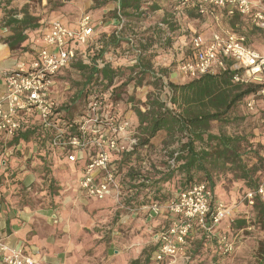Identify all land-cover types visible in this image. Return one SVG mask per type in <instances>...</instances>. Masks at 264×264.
<instances>
[{
	"label": "trees",
	"instance_id": "obj_1",
	"mask_svg": "<svg viewBox=\"0 0 264 264\" xmlns=\"http://www.w3.org/2000/svg\"><path fill=\"white\" fill-rule=\"evenodd\" d=\"M47 1L55 11L72 0ZM92 1L93 9L103 8L112 2L117 3L118 8L109 13L108 22L111 25L107 32H100L88 45L77 48L80 58L71 67L81 74L82 81L76 93L58 102L54 121L66 133L73 134L77 131L78 121L88 115L92 100H99L103 111L120 118L125 116L126 104H133V138L138 140V144L129 153L118 151L111 154V166L125 185L123 203L133 208L140 199V205L161 204L200 182L211 189L212 205L227 203L230 195L235 198L240 193L245 195L255 189L261 181L263 167H258V164L264 163L261 152L264 146L262 143L255 144L252 134L230 135L222 128L214 132L212 123L228 122L229 114L257 91L259 85L234 83L233 74L229 71L205 75L185 83L169 80L166 69H157L154 60L173 49L177 28L175 16L167 15L162 21H153L150 13L159 9V0ZM149 1L153 5L150 6ZM167 1L173 4V8L181 4V0ZM160 23L168 28L160 26ZM9 24L14 26L15 35L8 38L7 43L15 49L26 39L22 27L32 25V19L12 18ZM138 31L141 32L139 35ZM30 51L34 52L29 47L22 53ZM146 79H150L152 85L165 93L167 98L151 94L145 100L133 97L124 100L131 84L139 87ZM142 106L148 110L142 111ZM261 126L259 129L264 133V123ZM26 131H46L50 137L48 147L56 150L52 146L53 129L41 125ZM160 133L167 136L166 146L147 167L145 162L151 159L150 152L154 149L152 141ZM253 160L256 163H252ZM254 212L253 221L263 233L257 241L254 258L256 264H264L263 200L257 201ZM246 224L247 221L239 220L232 229L242 230ZM196 231L203 236L200 241L202 250H206L207 255L213 254L212 260L216 261L214 258L219 255L217 247L213 250L209 248L208 242L211 241L204 231ZM190 253L187 259L190 264H198L205 259V254L200 251ZM149 262L150 259L144 263L138 259L132 264Z\"/></svg>",
	"mask_w": 264,
	"mask_h": 264
},
{
	"label": "crops",
	"instance_id": "obj_2",
	"mask_svg": "<svg viewBox=\"0 0 264 264\" xmlns=\"http://www.w3.org/2000/svg\"><path fill=\"white\" fill-rule=\"evenodd\" d=\"M72 1L53 10L55 15L50 18L48 10L52 4L47 0H0V98L6 90L5 74L13 70L21 60L32 55V51L23 54V50L31 47L37 51L43 46V31L52 19L61 21V18H65L68 26L72 27L79 19L77 16L83 14L79 11L84 10L91 13L97 23L102 22L97 26L99 29L95 35L101 29L103 32L109 30L107 26L111 22H105L102 18L104 14L115 11L117 3L93 9L92 0ZM253 2L259 5L260 0ZM261 3L264 6V0ZM158 11H163L161 6ZM191 12L192 10L186 9L182 16L190 17ZM217 12L216 16H206L203 26L193 32L209 40L215 33L233 29L248 37L251 48L264 52L263 46L251 43V38L246 33L254 25L250 18L241 15L230 18L224 11ZM178 14L180 16V12ZM218 16L222 18V22L215 19ZM27 17L32 19L31 26H38L32 28L27 24L22 27L26 39L18 48L13 49L7 43V39L15 35L14 26L9 21L12 18L23 20ZM112 23L117 24L115 21ZM193 37H174L177 41L166 59H160L159 55L154 60L155 67L166 69L169 80L175 83L185 78L179 73L178 65L171 66L170 60L178 64L188 58L192 53ZM55 83L57 85L58 78ZM258 107L256 112H248L255 115L251 128L228 133L244 136L247 132H253V142L264 146V133L259 129L264 123L261 115L264 103L260 102ZM132 113L129 111L124 116L131 122L135 119ZM39 126V117L33 115L25 118L23 130L15 137L0 134V237L12 247L24 250L38 264H132L138 259L142 263L150 259L149 264H159L155 260L157 245L154 234L168 226L169 215L163 212L160 216H154L148 211L147 205L140 204L134 208L127 206L123 208L126 211H120L121 206L111 199L98 201L85 195L78 185L85 161L70 163L65 154L48 147L50 137L46 131H26ZM154 141L155 139L152 143ZM262 149L264 155V148ZM229 221L226 218L215 229L211 242L216 244L220 235L231 230L228 228ZM202 237L197 231L192 233L188 255L195 245L200 246ZM152 242L155 247L150 248ZM202 251L206 259V250ZM0 264H4L2 253Z\"/></svg>",
	"mask_w": 264,
	"mask_h": 264
},
{
	"label": "built area",
	"instance_id": "obj_3",
	"mask_svg": "<svg viewBox=\"0 0 264 264\" xmlns=\"http://www.w3.org/2000/svg\"><path fill=\"white\" fill-rule=\"evenodd\" d=\"M181 4L195 7L206 16H216L221 10L230 18L236 15L248 17L256 27L264 30L261 0L259 5L253 0H181ZM216 20H220V16ZM99 24L102 22L97 23L90 14L82 15L72 27L65 26L60 20L49 22L43 31V46L5 74L6 90L0 98V134L13 138L23 130L25 118L39 117L43 128L55 131L52 146L65 154L68 162L85 161L78 179L80 191L92 199H111L119 204L124 191L120 176L111 166V154L118 151L129 153L138 144V140L133 138L132 122L103 111L97 99L91 101L88 115L78 121L75 133H66L54 121L58 105L52 96L56 79L79 60L77 48L93 41ZM160 26L164 27V24L160 23ZM191 47V55L178 65V71L185 79L194 80L229 71L233 74L234 83L259 85L258 90L246 98L245 107L249 113L256 112L259 103H264V52L251 48L243 33L227 29L215 33L209 40L194 36ZM126 105L132 109V103ZM141 109L144 112L148 110L145 106ZM257 199L264 201V180L245 195L251 206ZM149 209L154 216L163 212L169 215L168 226L154 234L157 245L155 260L159 264L187 260L192 233L201 229L209 239L214 238L215 229L230 213L221 202L212 205V191L204 182L181 191L165 206L152 203ZM217 243L222 255H231L235 251V243L227 234L220 235ZM0 253L4 264H38L24 250L12 247L1 237Z\"/></svg>",
	"mask_w": 264,
	"mask_h": 264
},
{
	"label": "rangeland",
	"instance_id": "obj_4",
	"mask_svg": "<svg viewBox=\"0 0 264 264\" xmlns=\"http://www.w3.org/2000/svg\"><path fill=\"white\" fill-rule=\"evenodd\" d=\"M54 1H57V0H54ZM60 1H64V0H60ZM70 2L72 3L73 1H70ZM70 2H67L66 4H68ZM111 4L115 5L116 3L112 2ZM149 5L150 6L153 5V2L149 1ZM93 6H94V4H93ZM157 6H159V7L161 6L163 11L162 12H159L158 10L152 11L150 13L152 20L153 21H162L164 16H167V15L175 16V18L177 20V23H175V25L177 26V28L175 27V29H176L175 34H174L175 37L176 36H178V37L188 36V38L191 39V36H198L199 34L193 32V31H198L197 29L202 27L204 22H206V18H205L206 15H202L199 13V11H196V9H192L195 7H188V6L186 7L182 4H180L177 7L175 6V8H173V4L167 0H159ZM189 8H191V9H189ZM172 9H173V11H172ZM186 9L192 10V12H191L192 14L190 15V17H188V16L183 17L182 16V14H183L182 12L185 11ZM52 11H53V6H51L50 9L48 10V14H49L50 18H53L55 15L52 13ZM58 11H60V10H58ZM178 12H180V16H179ZM71 13L73 14L74 12H71ZM79 13L80 14L83 13L80 16L79 15L77 16V17H79V19L81 18L82 15L89 14V13H86L84 10L79 11ZM109 13L110 12L103 15L102 19L105 22L110 20V16H109L110 14ZM177 17H179V18L177 19ZM237 18L239 19V17H237ZM183 19H185V21H183ZM221 19L222 18H220V22H222ZM104 21H103L102 26H104V23H105ZM61 22L65 26H68V21L65 18H61ZM117 25H119V24L117 23ZM109 26H110V24L107 27H109ZM107 27H105V28H107ZM164 28L167 29L168 26L164 25ZM99 31L103 32V29H101ZM140 33L141 32L138 31L137 35H139ZM246 33L251 38V43L256 44V46H263V48H264V30H261L258 27H256L255 25H252L251 30L250 29L246 30ZM123 51H124V49H123ZM167 54H169V53H164L159 58L160 59H166ZM170 63H171L172 67L175 65H179V63L176 64V62L172 61V60H170ZM57 78H58V83H57V85H55V88L53 90V95H54V97H57V99L59 100L58 102L62 101L63 99L66 100L68 96L70 97V95H73V93H76V91L78 89V84H79V82L82 81L81 74L72 67H69L68 69L63 70L58 75ZM187 81H188V79H182V80L178 81L177 83H185ZM151 94L158 95L159 97H164L165 99L167 98V95H165V93H162L159 88H155L152 85V83L150 82V79H146L142 86L138 87V86H135L134 84H131L127 89V93L124 97V100H127L131 97H133L135 100H145V98L148 99V97ZM245 101H246V99L241 101L238 104V106L236 107V109H234L229 114V116L227 117L228 122H213L212 123L213 131L217 132L219 130V128L220 129L222 128L223 130H225L227 132L228 131L233 132V131H237V130L239 131V130H244V129L248 130L249 128H251L252 123H254L253 118H255V115L248 114V110L245 107ZM121 105L122 104H120V106ZM169 106H171V103H169ZM129 111L133 112L127 106L126 113H128ZM126 113H125V115H126ZM261 115L264 118V110H263V112H261ZM246 130H244V131H246ZM247 133H248L247 135H250L253 132H247ZM167 140L168 139H167V136L165 135V133H160L155 138L154 143H152L154 149L150 152L152 154V157L150 160L148 159L149 160L148 162H145L147 164V167L150 166V162L152 161V159H155V156L158 155L159 152L166 146ZM175 147H177V146H175ZM145 152H144L145 155H148L147 151H145ZM80 155H82V153H80ZM252 163H256V162L253 160ZM258 167H261V168L263 167L262 171L260 173L261 174V181L259 182V184H260L264 180V163H259ZM122 186H123V191H124L125 185L123 183H122ZM236 187H240V186L236 185ZM245 195L240 193V195L235 197V198H232L230 195V198L228 199V201H226L227 203L222 202L226 207H228L229 212H230L229 216H228V219L230 220L228 222L229 223L228 228L231 230L227 231L228 232L227 235L228 236L230 235L229 237L235 243V251L231 255H222L219 253L218 243L215 244L214 242H208V245L210 246L209 248H211L212 250L215 247H217V251H218L219 255L215 256L214 259L216 261H213L212 260L214 257L213 254H208V255L206 254L207 255L206 259L202 260V262L201 263L199 262L198 264H256V259L254 258L255 247L257 246L258 239L260 237H262V235H263V233H261L260 230L258 229V226L255 224V221H253V216L255 215L254 214L255 213L254 207H255V205L259 199H257L255 201V205L251 206L245 200ZM140 201H142V200L140 199L139 202L135 203L136 206H138ZM165 203L166 202L161 203L160 205L165 206L166 205ZM117 205L119 207L121 206V208L119 209L120 211H122V210L126 211L123 208H126L127 206H129V205H126L125 203H123V200H122V202H120ZM147 206L149 208L151 206V204H149ZM148 208H147V210H148ZM148 211H150V209ZM239 220L247 221L245 228L242 230H233L232 227H233L234 223H237V221H239ZM212 240L213 239H210V241H212ZM153 247H155V244L152 242L150 244V248H153ZM195 251H200L201 253H203L201 246H198V245H195L193 247L192 253H194ZM174 264H190V263H188L187 260H178Z\"/></svg>",
	"mask_w": 264,
	"mask_h": 264
}]
</instances>
